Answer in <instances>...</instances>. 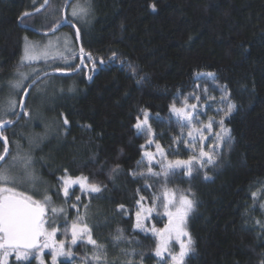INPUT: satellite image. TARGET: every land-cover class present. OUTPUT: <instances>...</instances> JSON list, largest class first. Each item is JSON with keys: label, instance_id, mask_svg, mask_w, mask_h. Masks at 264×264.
<instances>
[{"label": "trees", "instance_id": "obj_1", "mask_svg": "<svg viewBox=\"0 0 264 264\" xmlns=\"http://www.w3.org/2000/svg\"><path fill=\"white\" fill-rule=\"evenodd\" d=\"M87 1V23L68 11L81 33L83 68L71 76L46 77L48 94L35 109L41 81L37 83L23 117L4 131L9 159L19 145H26L18 129L27 130L25 123L35 112L49 120L38 134L31 129L35 143L28 155L53 201L50 227L57 228V241L69 250L71 224L83 218L96 241L89 243L85 235L56 264H172L167 254L155 255L154 233L136 227L139 204L154 208L164 190L194 201L186 218L192 250L184 264H264V0ZM44 3L0 0V94L19 71L44 64L23 62L24 36L43 35L23 25L54 29L63 20L66 0H50L43 11L19 22ZM45 22L50 29L38 28ZM65 28L76 43V62L69 68L75 69L81 48L75 30ZM29 82L16 93L17 113ZM213 89L226 95V106L217 108ZM185 100L197 104L196 128L212 119L214 135L206 142L197 138L193 144L188 136L192 128L170 111L172 104L183 107ZM229 103L235 107L225 115ZM145 112L152 138L169 160L198 157L202 147L213 152L214 163L201 168L194 162L191 175L185 168L174 169L166 180L153 175L161 168L144 162L151 136L135 128ZM221 119L230 131L217 144L216 134L224 135ZM3 151L0 142V156ZM66 176L87 177L101 191L76 186L65 197L61 179ZM52 207L63 211L53 216ZM150 223L162 228L167 218L153 215ZM50 255L47 251L46 259ZM29 260L12 255L7 264H35Z\"/></svg>", "mask_w": 264, "mask_h": 264}, {"label": "snow or ice", "instance_id": "obj_2", "mask_svg": "<svg viewBox=\"0 0 264 264\" xmlns=\"http://www.w3.org/2000/svg\"><path fill=\"white\" fill-rule=\"evenodd\" d=\"M47 3V0H45ZM155 8V5H152ZM27 15V13L25 14ZM87 15V9L82 6H76L72 9V16H85ZM79 30L77 29V35ZM25 55L24 59H34L36 54L33 47L29 44L25 45L24 49ZM81 55H84L83 48L80 49ZM88 59L92 60L90 54ZM103 63V61H100ZM93 66H95V61H93ZM211 75V74H209ZM91 79V77H89ZM14 87H21L19 83L14 85ZM195 100L199 101V97H194ZM17 103L15 100L10 101L9 108L15 109ZM19 106L23 108V101H20ZM234 104L229 103L225 111V115H228L233 108ZM197 104H188L187 100L184 101L183 107H177L172 104L170 111L179 119L186 121L187 125L192 128L189 131L188 136H193V131L196 132V137H193L192 143L195 144L196 139L203 142L207 137L204 135V131L211 130L213 126V121L210 118L207 124L199 129L195 127L193 122V114L196 113ZM148 113H144V119L138 121L135 125L137 130H142L153 135V130L149 124ZM11 121H0V129L4 128L6 124H10ZM65 123L67 121L65 120ZM221 133H217V144L221 142L224 136H227L229 129L224 128V121L221 119L219 121ZM2 135V133H0ZM5 144L7 143V138H4ZM151 143V140H149ZM217 145H213L215 148ZM157 151L160 153L161 157H164V152L160 145H156ZM7 153V147L4 149ZM145 156L148 157L149 161L153 159V153L146 152ZM4 156H0V160H3ZM216 157L213 152L205 151L202 147L199 149V156H190L187 160L176 159L174 161L161 159L157 163L161 167V173H152L153 175H162L165 180L168 178L169 173L173 169L185 168L187 174L191 175L193 171L194 162L198 164L201 168L204 164L214 163ZM115 171V169L113 170ZM149 172H152L149 168ZM8 179V174L6 171L0 170V181H6ZM63 179V195L68 197L69 187L72 184H79L81 189H86L90 192H100L101 187L97 184L88 183L87 177H77L76 179L62 178ZM164 201L162 203L163 215L167 217V223L162 229H157L154 225L151 231L154 233L156 239L155 255L157 257H162L167 254L174 264H184L185 256L192 250V239L190 234L186 231V218L194 207V201L189 199L187 196L181 195L178 199L175 197L173 192L164 190L162 193ZM79 200V196L76 197ZM143 199V198H141ZM154 199H160L159 196L154 197ZM51 204V198L45 195L43 201L35 200L32 196L26 195L24 193L16 191L12 187L0 186V264H7L10 255L15 254V258L19 260H27L29 256L33 253H40L44 248H51L53 250L52 260L55 264L56 258L59 255H71L70 252L66 253L64 251V241H57L55 239L57 229L52 227L51 231L46 227L49 223L48 211L49 205ZM123 207V206H121ZM152 207H144L141 205V210L136 212V227L144 229V221L153 212ZM53 216L57 213L63 211V209H57L52 207L50 209ZM72 223L71 224V242L75 244L77 238L81 234L88 235V242L96 245V241L91 238L90 229L87 224ZM54 224V222H53ZM187 237V240H185ZM175 241L179 245V252L173 255L170 251L171 243ZM96 259H99L97 256ZM43 264V262H42Z\"/></svg>", "mask_w": 264, "mask_h": 264}, {"label": "rangeland", "instance_id": "obj_3", "mask_svg": "<svg viewBox=\"0 0 264 264\" xmlns=\"http://www.w3.org/2000/svg\"><path fill=\"white\" fill-rule=\"evenodd\" d=\"M76 6H82V7L86 8L87 9V15L73 17L72 16V9H73V7H76ZM90 11L91 10H90L89 1H87V0H75L69 9V16L71 18L79 21V22L87 23L90 20V16H91ZM50 27H51V25L48 22L41 23L38 25V28H40L42 30H48V29H50ZM26 44H29L33 47L35 54H36L34 59H31V60L24 59V55H25L24 49H25ZM75 50H76V43H75V40L72 36L71 30L68 28L62 29L59 32L52 34V35H37V36H33V37L25 35L24 36V42H23V57H22L23 62H25V63L44 62V64L31 66L27 69L19 71L17 73L15 81L7 83V86L4 88L3 93L0 94V121H10L13 118V116L17 113V106L15 107V109H10L9 104H10V101H12V100H15L17 103V96H16L17 94L16 93L18 91H21L27 82H29L30 80L34 79L35 77L39 76L40 74H42L46 71L69 70V68L73 64H75V62H76V58L74 56H72V54L75 52ZM17 83H19L21 85V87H19V88L14 87V85H16ZM48 85H49V79L46 78L43 81L41 80V82L36 86L35 92H36V99L38 102L36 101L37 104H35L36 102L33 104L34 105L33 107L35 109H36V105L43 104V102H44L43 99L48 94L46 91V88ZM213 94H214V96L217 95V100H216L217 104H218L217 108L227 105V98H226V95L224 93L216 91L213 89ZM194 114H193V118L195 116ZM148 117H149V114H148ZM48 121L49 120L47 119V117L46 116L44 117V113L37 111L32 115L31 119H29V121L27 123H25L27 126V130H21L23 127L18 129L20 131L19 133L21 134L22 139L24 141H26L27 143L25 146L19 145L18 150L16 149L15 152L11 155V157L0 167V170L6 171L8 174V179L6 181H0V186L12 187L18 192L32 196L35 200H37L36 199L37 197H41V196L45 197L47 185H46L45 181L40 179L39 175H36V173H34L32 171L33 159H31V156L28 155V152H30V150H33L32 148L34 147V143H35V139L33 138V133H32L33 131L31 129L32 128H34V130L37 129L36 134H38L43 129H46L45 126H47ZM197 129H199V128H197ZM204 135L207 137V139H205L203 142H206V140H208L209 137H212L214 135V132L212 131V129L211 130L206 129L204 131ZM152 136L153 135H151V139H150L151 143L148 142L146 145V148L144 150V162L153 168L154 166L159 165L157 163V161H159L161 159H165L166 161H168L169 159L166 157L165 150L159 144L161 149L163 150V152L165 154L164 157H161L160 153L157 151V148H156V145L158 143L153 140ZM192 137H196L195 131H193ZM146 152L153 153V159L151 161H149L148 157L145 156ZM171 161H174V160H171ZM161 171H159L157 173H160ZM68 177H70V176H66L63 178H68ZM79 177H81V176H79ZM70 178L76 179L77 177H70ZM76 186L80 187L79 184H72L69 187V192ZM61 188H62V193H63V179H61ZM82 190L88 191L86 189H82ZM170 192H173V191H170ZM175 197L178 199L180 196L175 194ZM163 201H164V198L157 203V205L153 208L154 210L151 213V215L148 217V219H146L144 221V229H143L144 231L152 232L151 228L153 225L150 223V219L152 218L153 215L165 216V215H163L164 210H163V207L161 206ZM52 202L53 201L51 200V204H52ZM141 205H143L144 207H149L148 205L141 202L139 204V210H141ZM48 219H49V215H48ZM49 221H50V219H49ZM46 227L51 231L50 222L48 224H46ZM156 228L162 229L163 227L162 228L156 227ZM138 229H140V228H138ZM140 230H142V229H140ZM186 231H187V229H186ZM70 233H71V231H70ZM56 235H57V233H56ZM85 235H87V234H81L77 238V242L75 244H77L80 240H82V238ZM55 239L57 240L56 237H55ZM185 240H187V237H185ZM59 241H63V240H59ZM75 244H72V242L70 241L69 250L67 248H65V245H64V251L66 253H68V252L71 253L72 247ZM175 248L177 249V251L174 252L173 255H175L179 252L178 243L173 241L170 245L169 251L171 249H175ZM47 251L50 252L51 255L46 259L45 256H46ZM53 254L54 253H53V250L51 248H44L40 253L31 254L29 256V259H34L35 264H42V262H43V264H53V260H52ZM12 255H15V254H12ZM12 255H10V256H12ZM10 256H9V258H10ZM63 256H66V255L57 256L55 264L57 263L58 259L63 257ZM164 256H162L160 258H163ZM9 258H8L7 263L9 262ZM29 259H27V260L22 259L21 261H23V262L24 261H30ZM172 264H174L173 261H172Z\"/></svg>", "mask_w": 264, "mask_h": 264}, {"label": "water", "instance_id": "obj_4", "mask_svg": "<svg viewBox=\"0 0 264 264\" xmlns=\"http://www.w3.org/2000/svg\"><path fill=\"white\" fill-rule=\"evenodd\" d=\"M73 1L74 0H66V3L64 5L63 12H62L63 20L54 29H52L50 31H41V30H38V29H36L34 27L27 26V25H23V27L27 28V29H29V30H31L33 32H36L38 34H43V35H52V34L57 33L58 31H60L64 27H67V26L72 27L75 30V32H76L78 46H79V48H82V40H81L80 30L76 26V24L74 22H72L71 20H69V18H68V11H69L70 5L72 4ZM49 3H50V0H47V3H44V5H42L40 8H38V9H36L34 11L27 12V15H25L26 14L25 13L24 15H22L20 17L19 22H21L22 19L25 18V17L31 16V15H34V14H37V13L43 11L49 5ZM77 29L79 30V34L78 35H77ZM83 66H84V55L83 56L80 55V63L77 66V68L69 69V70H63V71H55V70L46 71V72L40 74L39 76L35 77L34 79H32L27 84L26 88L23 91L21 99H20V101H23V105H24L23 108H21L19 106L18 113H17L16 117L13 120H10L11 121L10 124H6L4 128L0 129V133H2V135H0V142L2 143L4 149H5V147H7V153H5V151H3L2 155H1V156H4V159L0 160V167L8 159V157L10 155V151H11L9 139L4 134V131H6L7 129H10L11 127H13L23 117V115L25 113L26 100L28 98L29 93L34 88V86L37 83H39L41 80H43L44 78H46L48 76H53V75H56V76H71V75L77 74V73L80 72V70L83 68ZM5 137L7 138V143L6 144H5V140H4Z\"/></svg>", "mask_w": 264, "mask_h": 264}]
</instances>
